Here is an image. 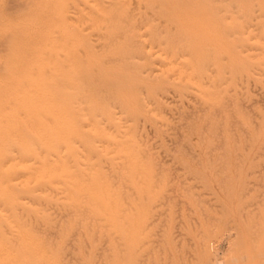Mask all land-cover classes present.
Here are the masks:
<instances>
[{"label":"rangeland","instance_id":"1","mask_svg":"<svg viewBox=\"0 0 264 264\" xmlns=\"http://www.w3.org/2000/svg\"><path fill=\"white\" fill-rule=\"evenodd\" d=\"M0 1V34L36 13ZM68 15L2 168L0 264H264V0Z\"/></svg>","mask_w":264,"mask_h":264},{"label":"bare ground","instance_id":"2","mask_svg":"<svg viewBox=\"0 0 264 264\" xmlns=\"http://www.w3.org/2000/svg\"><path fill=\"white\" fill-rule=\"evenodd\" d=\"M8 1L5 0V2ZM84 2L85 0H79V3L74 5L72 0H12L11 1L12 5L14 6L13 9H15V12L13 13H16V15L17 12L20 13L22 11L26 12V9L29 10L27 12L28 16L30 15L28 13L31 12L32 13L36 12V13L26 23V26L24 27L23 30L19 31L18 29V32L3 31L4 33L2 32L3 34L1 33L2 36L0 37V41H1L0 52H2L3 50H4L3 52H5L4 54L2 53L3 55L0 54L2 55L0 57L5 56L7 58L8 56L10 58V59L7 58L9 59L8 61L4 60L6 62L2 63L3 64V69L1 68L2 72L0 70V190L3 189L4 187L3 181L5 180L2 178V174H3L2 168H4L3 166L7 162V157H10L7 156V153L16 152L17 154H21L23 152L22 141H21L22 132H23L21 127L22 121L18 117V113L21 112L22 110L30 112V114L33 115V119L36 120V112L38 111V109L43 105H47V103H49V98L52 97L53 86L47 85L46 84L47 81L37 82V79L34 78V76L38 75V73L52 70L54 61L56 60L59 54L58 52L59 50H57L58 44L56 45L54 42L55 40L52 36V30L56 31V27L58 26L60 27L67 26L69 24L68 12H70L72 8H77L80 5L84 4ZM0 3L2 2L0 1ZM8 3L7 5H9ZM4 4L6 3H3L1 5L4 6ZM59 10L61 12H66L64 13V17L62 20H61L62 17L59 18L61 21L58 20V18L55 19L56 17L55 12H59ZM3 13L9 15L7 11V7L5 8V11ZM3 13L1 15H3ZM19 16H21V14ZM6 21L7 19L3 22ZM7 24L5 25L7 26ZM9 24L10 26H12V22H9ZM15 26L13 25L12 27ZM47 30H51V31L48 32ZM1 45L5 46L4 49ZM0 67H2V65ZM23 136L26 137L27 135L25 136L24 134ZM10 154L11 153H9V155ZM14 154L15 153H13V155ZM9 164L6 165L8 166V169L9 167H11ZM20 166L22 167V164ZM4 173L5 174L7 173L6 170L4 171ZM7 174L9 175V171ZM9 183H7V185H9ZM6 197H8L7 194L5 198ZM5 198L3 199L5 200ZM0 226L2 225L0 224Z\"/></svg>","mask_w":264,"mask_h":264}]
</instances>
